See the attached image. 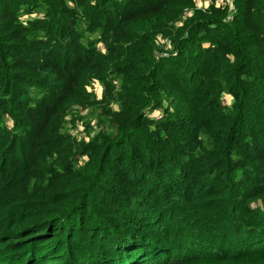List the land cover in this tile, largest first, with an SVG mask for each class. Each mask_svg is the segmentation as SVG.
Listing matches in <instances>:
<instances>
[{
    "label": "trees",
    "instance_id": "obj_1",
    "mask_svg": "<svg viewBox=\"0 0 264 264\" xmlns=\"http://www.w3.org/2000/svg\"><path fill=\"white\" fill-rule=\"evenodd\" d=\"M193 3L0 0V264H264V0Z\"/></svg>",
    "mask_w": 264,
    "mask_h": 264
},
{
    "label": "rangeland",
    "instance_id": "obj_2",
    "mask_svg": "<svg viewBox=\"0 0 264 264\" xmlns=\"http://www.w3.org/2000/svg\"><path fill=\"white\" fill-rule=\"evenodd\" d=\"M179 22H180V20L178 21V24H179ZM159 47L164 49L163 45H159ZM100 85L97 83V84H94L93 86L90 85V87L88 88V90L91 91L92 93H94L97 98L102 97L103 86H100ZM231 101H232L231 95L224 94V98H223L224 104H229ZM73 108L75 110V112H73L74 115H73V117L72 116L68 117L66 124H64L63 131L70 132V133H72V135H74L78 139H81V138H84V133L85 132L87 133L86 129H84L85 128L84 122H86V120H88L89 117L91 119H95L96 118V115H95L96 111L94 109H91V108L85 109L79 105H77L76 107H73ZM114 108H117V105L114 106ZM160 114H161L160 111H156L153 115L159 116ZM71 118H72V120H71ZM252 206L256 207V208H261L264 210V198H260L256 202H253Z\"/></svg>",
    "mask_w": 264,
    "mask_h": 264
},
{
    "label": "built area",
    "instance_id": "obj_3",
    "mask_svg": "<svg viewBox=\"0 0 264 264\" xmlns=\"http://www.w3.org/2000/svg\"><path fill=\"white\" fill-rule=\"evenodd\" d=\"M229 7L230 16L229 19H234L236 7L234 0H194L193 6L186 8L183 12L182 18L180 19L179 25H182L187 19L194 15L197 10H207L210 7ZM158 45H163V51L158 54H164L171 48V43L167 38H163L161 35L157 39ZM101 86V85H100ZM84 133V138H89V134Z\"/></svg>",
    "mask_w": 264,
    "mask_h": 264
}]
</instances>
